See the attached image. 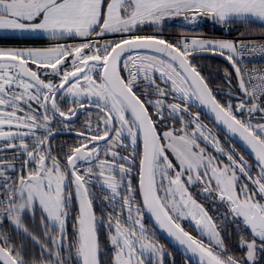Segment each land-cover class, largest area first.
I'll use <instances>...</instances> for the list:
<instances>
[{"label":"snow or ice","instance_id":"6c2138e0","mask_svg":"<svg viewBox=\"0 0 264 264\" xmlns=\"http://www.w3.org/2000/svg\"><path fill=\"white\" fill-rule=\"evenodd\" d=\"M176 18L185 28L264 25V0H0V264H164L157 230L188 264H264V72L241 66L246 53L264 56V43H173L160 33ZM196 52L232 68L226 100ZM193 107L252 159L225 148ZM81 114L77 144L54 150ZM193 187L224 210L211 215Z\"/></svg>","mask_w":264,"mask_h":264},{"label":"trees","instance_id":"16d2710c","mask_svg":"<svg viewBox=\"0 0 264 264\" xmlns=\"http://www.w3.org/2000/svg\"><path fill=\"white\" fill-rule=\"evenodd\" d=\"M181 22L168 21L167 26L163 28L164 33H186V34H208V35H232V34H247V35H257L261 34V31H264V25L259 23L252 24H242L239 22H233L230 25H227L223 30L219 25H213L210 20L205 21L201 24H197L194 26H188V28L194 27L196 30H188V28L181 27ZM248 29H252L250 32ZM145 30H160L159 28H146ZM5 41V40H4ZM13 41L17 43L16 40H6ZM192 62L199 67L204 75L207 78L208 84L212 89L214 95L219 100L227 99V95L225 91L227 89V83L225 81V71L232 72V68L226 63L225 59L219 55H212L208 53H200L197 52L193 55ZM235 83V78L233 77V84ZM192 112H200L201 121L208 126L211 127V131L213 134H217L219 137H224V135L210 122L204 110L201 108L193 107L191 109ZM234 144V143H233ZM40 223V220H39ZM38 223V225H39ZM33 225V224H32ZM36 227V224L33 225ZM38 227V226H37ZM103 239V238H102ZM167 246L173 248L171 245L167 244ZM107 247V245H104ZM171 256H183L180 252L175 251V249H171ZM177 263L180 264V260H177ZM171 264V263H170Z\"/></svg>","mask_w":264,"mask_h":264},{"label":"flooded vegetation","instance_id":"af4514ba","mask_svg":"<svg viewBox=\"0 0 264 264\" xmlns=\"http://www.w3.org/2000/svg\"><path fill=\"white\" fill-rule=\"evenodd\" d=\"M228 91L229 90H226L225 91V94H227ZM84 119H85L84 118V115L81 114V116L76 120L75 125H74V127L72 129V133L73 134H62V135L56 136L55 139L52 141L53 149L56 150V151L63 152V151H66L69 146H75L78 141L76 140V138L74 136V133L76 131L80 130V125L84 123ZM210 122L212 123L211 120H210ZM177 127H179V125H177ZM216 128L218 129V127H216ZM210 129H211V127H210ZM218 130L224 135V137L222 136V137H219V138L221 140V143L225 146V148H227L229 145H232V146H234L236 148V150H237L238 153H240L241 155H243L245 157L246 160H251L252 159L240 146H238L234 141L230 140L220 129H218ZM212 133H213V131H212ZM60 145H64V147L61 148V147H59ZM209 149L212 151L211 148H209ZM211 154L217 155L213 151L211 152ZM133 182L135 183V181H133ZM93 191L95 192V195L97 197H101L102 198L103 196L107 195V191L105 189L98 188V187H96L95 184L93 185ZM192 194L194 195V197L197 199V201L199 203L204 204L208 208L209 213L211 215L215 216L218 211H223L224 210L223 208H218V209H215L214 210L213 207H212V201H211V199L210 198L203 197L201 195V192L200 193L193 192ZM97 215H99V212H97ZM39 220H40V215H39V212H37V214H36V221L34 223V224H36V227L38 226ZM26 222L29 223L33 227L34 224L32 225V223H31V217L30 216L27 217ZM146 223L148 224L149 227H152L153 226V224L150 221V219L148 218V216H147V219H146ZM182 223H183L186 231H189L193 235H198V233L196 232V230L193 229L192 223L190 221L187 220V221H183ZM217 223H223V222H222V220H218ZM68 228H69V231H70L71 230V221H69ZM224 232L225 233H232V239L235 240L234 231L230 230L228 228V225L227 224H225ZM156 238H157L159 244L162 245L163 248L165 249V251L168 253L167 244H169V243L166 241V239H164L160 235V233L158 232V230L156 231ZM171 249H173V248H171ZM171 249H170V251H171ZM175 251H177V250L175 249ZM236 255H242V253L238 251V252H236ZM173 257L175 259H177V260H180V264H188V261L185 258V256L176 257V256H171V255H167L166 257H164V264H170L171 263V259ZM177 264H179V263H177ZM191 264H194V263L191 262Z\"/></svg>","mask_w":264,"mask_h":264},{"label":"built area","instance_id":"2783aa9c","mask_svg":"<svg viewBox=\"0 0 264 264\" xmlns=\"http://www.w3.org/2000/svg\"><path fill=\"white\" fill-rule=\"evenodd\" d=\"M148 34H156L160 33V30H145ZM166 39L171 40L175 43L177 38L187 37L188 39H192L195 36H201V34H186V33H178V34H170V33H160ZM205 35V34H204ZM217 36H225L227 38L232 39L233 41L242 40L245 43L249 41H254L256 44L264 43V40H261V34L257 35H247V34H232V35H217ZM243 64L241 65L244 69L249 72L257 71V72H264V56H261L257 53H246L243 57Z\"/></svg>","mask_w":264,"mask_h":264},{"label":"water","instance_id":"95a60500","mask_svg":"<svg viewBox=\"0 0 264 264\" xmlns=\"http://www.w3.org/2000/svg\"><path fill=\"white\" fill-rule=\"evenodd\" d=\"M4 43H7V42H4ZM11 43H14V42H11ZM17 43H21V42H17ZM24 43V42H23ZM212 90V89H211ZM213 92V91H212ZM214 94V93H213ZM203 110H204V112H205V114L207 115V117L212 121V123L216 126V127H218V129H220L225 135H226V133H225V131L223 130V128H222V126H220V125H218L217 123H215L214 122V118H213V115L208 111V109L207 108H202ZM230 140H232V141H234L238 146H240L250 157H251V155H250V153H249V151L248 150H246L245 148H244V146L242 145V142L239 140V138L238 137H235V136H231V134H227L226 135ZM252 158V157H251ZM148 218L150 219V221L152 222V224H154V219L150 216V215H148ZM158 232L160 233V235L164 238V239H166V241L174 248V249H176L178 252H180L183 256H184V249L183 248H181L173 239H171V238H169L168 236H167V234L166 233H164L163 231H161V230H158ZM191 262L192 263H194V264H198V258L197 257H192V259H191Z\"/></svg>","mask_w":264,"mask_h":264},{"label":"rangeland","instance_id":"374dc122","mask_svg":"<svg viewBox=\"0 0 264 264\" xmlns=\"http://www.w3.org/2000/svg\"><path fill=\"white\" fill-rule=\"evenodd\" d=\"M172 21H175V22H181V23H183L182 21H181V19L180 18H176L175 20H172ZM205 21H208L207 19H201L199 22H198V24H201V23H203V22H205ZM158 32H160V31H158ZM4 35L5 36H9V35H11V33H4ZM192 39H213V40H216V39H223V40H229V41H233L232 39H230V38H227V37H225V36H217V35H208V34H201V36H195L194 38H192ZM78 42V40H76V41H69V43H77ZM197 53V52H196ZM195 53H193V55H194ZM227 89L229 90V87H228V85H227ZM226 100V99H225ZM205 145L203 144V143H201V147H204ZM208 151H209V153H211L212 151L210 150V149H208ZM212 155H214V154H212ZM191 191H192V193L193 192H195V193H200L201 191H200V189L198 188V187H193V188H191L190 189ZM26 220H27V218H26ZM185 221H187V220H185ZM223 222V221H222ZM227 225H228V228L230 229V230H232V231H234L233 230V227H232V225L230 224V223H226ZM168 247V254L169 255H171V252H170V247L169 246H167Z\"/></svg>","mask_w":264,"mask_h":264},{"label":"crops","instance_id":"0c3cea01","mask_svg":"<svg viewBox=\"0 0 264 264\" xmlns=\"http://www.w3.org/2000/svg\"><path fill=\"white\" fill-rule=\"evenodd\" d=\"M169 21H172V20H169Z\"/></svg>","mask_w":264,"mask_h":264}]
</instances>
